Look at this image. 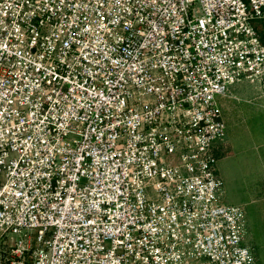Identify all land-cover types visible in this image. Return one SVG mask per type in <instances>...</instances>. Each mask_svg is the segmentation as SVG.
<instances>
[{
	"label": "built area",
	"instance_id": "1",
	"mask_svg": "<svg viewBox=\"0 0 264 264\" xmlns=\"http://www.w3.org/2000/svg\"><path fill=\"white\" fill-rule=\"evenodd\" d=\"M262 20L264 0H0V264H256L215 153L218 101L264 92Z\"/></svg>",
	"mask_w": 264,
	"mask_h": 264
},
{
	"label": "rangeland",
	"instance_id": "2",
	"mask_svg": "<svg viewBox=\"0 0 264 264\" xmlns=\"http://www.w3.org/2000/svg\"><path fill=\"white\" fill-rule=\"evenodd\" d=\"M255 26L262 30L264 20ZM230 92L217 103L225 123L222 151L215 162L223 183L218 202L244 211L242 243L256 264H264V92L256 81L244 80Z\"/></svg>",
	"mask_w": 264,
	"mask_h": 264
},
{
	"label": "trees",
	"instance_id": "3",
	"mask_svg": "<svg viewBox=\"0 0 264 264\" xmlns=\"http://www.w3.org/2000/svg\"><path fill=\"white\" fill-rule=\"evenodd\" d=\"M219 155H220V152H216V153H215V157H217V158H218V157H219Z\"/></svg>",
	"mask_w": 264,
	"mask_h": 264
},
{
	"label": "crops",
	"instance_id": "4",
	"mask_svg": "<svg viewBox=\"0 0 264 264\" xmlns=\"http://www.w3.org/2000/svg\"><path fill=\"white\" fill-rule=\"evenodd\" d=\"M220 156V155H219Z\"/></svg>",
	"mask_w": 264,
	"mask_h": 264
}]
</instances>
